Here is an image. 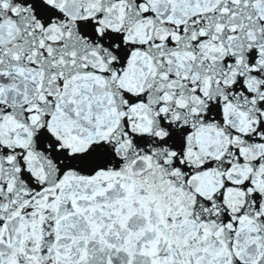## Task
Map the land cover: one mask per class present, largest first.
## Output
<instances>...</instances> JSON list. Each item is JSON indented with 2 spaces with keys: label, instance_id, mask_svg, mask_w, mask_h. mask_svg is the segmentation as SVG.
Masks as SVG:
<instances>
[{
  "label": "snow or ice",
  "instance_id": "obj_1",
  "mask_svg": "<svg viewBox=\"0 0 264 264\" xmlns=\"http://www.w3.org/2000/svg\"><path fill=\"white\" fill-rule=\"evenodd\" d=\"M0 264H264V0H0Z\"/></svg>",
  "mask_w": 264,
  "mask_h": 264
}]
</instances>
